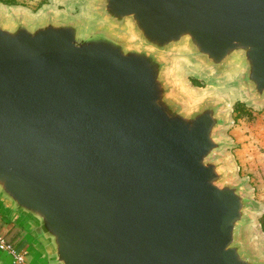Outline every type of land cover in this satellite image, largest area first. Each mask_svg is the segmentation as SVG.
<instances>
[{"label":"water","instance_id":"1","mask_svg":"<svg viewBox=\"0 0 264 264\" xmlns=\"http://www.w3.org/2000/svg\"><path fill=\"white\" fill-rule=\"evenodd\" d=\"M57 1L83 14L0 7V211L39 264H264L229 100L177 78L264 106V0Z\"/></svg>","mask_w":264,"mask_h":264},{"label":"rangeland","instance_id":"2","mask_svg":"<svg viewBox=\"0 0 264 264\" xmlns=\"http://www.w3.org/2000/svg\"><path fill=\"white\" fill-rule=\"evenodd\" d=\"M14 3L11 6L0 3V7L4 11L21 10L31 16H36L45 9L71 15L83 14L82 5L76 1L14 0ZM177 78L193 99L216 93L229 100V106L225 110L228 125L220 132V137L227 142V146L221 155L227 159L235 179L245 181L248 195L257 205V211L252 214L249 231L256 241L257 251L264 257V236L260 223L264 215V106L254 107L245 101L241 93L233 87V78L229 76L211 81L181 61ZM237 103H242L247 109L245 114L238 116L234 111Z\"/></svg>","mask_w":264,"mask_h":264},{"label":"crops","instance_id":"3","mask_svg":"<svg viewBox=\"0 0 264 264\" xmlns=\"http://www.w3.org/2000/svg\"><path fill=\"white\" fill-rule=\"evenodd\" d=\"M0 237L17 253L24 256L19 264H39L35 244L26 228L17 219H9L0 211ZM0 264H13L12 256L0 251Z\"/></svg>","mask_w":264,"mask_h":264},{"label":"built area","instance_id":"4","mask_svg":"<svg viewBox=\"0 0 264 264\" xmlns=\"http://www.w3.org/2000/svg\"><path fill=\"white\" fill-rule=\"evenodd\" d=\"M0 251H4L12 256V263L19 264L24 261V256L17 254L10 245H8L2 237H0Z\"/></svg>","mask_w":264,"mask_h":264},{"label":"trees","instance_id":"5","mask_svg":"<svg viewBox=\"0 0 264 264\" xmlns=\"http://www.w3.org/2000/svg\"><path fill=\"white\" fill-rule=\"evenodd\" d=\"M0 3L7 4V5H14V0H0ZM234 111L237 112V115H243L246 113L247 109H245L244 105L242 103H237L234 107ZM261 228L262 232L264 234V215L261 218Z\"/></svg>","mask_w":264,"mask_h":264}]
</instances>
